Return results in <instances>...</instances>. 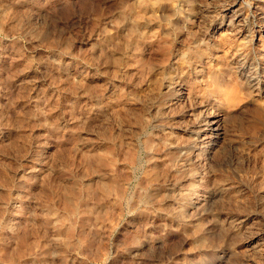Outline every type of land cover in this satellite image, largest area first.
Masks as SVG:
<instances>
[{
    "label": "rangeland",
    "instance_id": "374dc122",
    "mask_svg": "<svg viewBox=\"0 0 264 264\" xmlns=\"http://www.w3.org/2000/svg\"><path fill=\"white\" fill-rule=\"evenodd\" d=\"M261 59L264 0H0V264H264Z\"/></svg>",
    "mask_w": 264,
    "mask_h": 264
},
{
    "label": "bare ground",
    "instance_id": "6f19581e",
    "mask_svg": "<svg viewBox=\"0 0 264 264\" xmlns=\"http://www.w3.org/2000/svg\"><path fill=\"white\" fill-rule=\"evenodd\" d=\"M232 4V3H231ZM231 7V6H230ZM200 12L201 13H206L205 10H203L202 6H200ZM241 20V19H239ZM233 22V21H231ZM230 22V23H231ZM246 22V21H245ZM244 23V22H243ZM235 25V24H234ZM239 25H241L239 23ZM242 26V25H241ZM243 29V28H242ZM247 30V29H246ZM242 33V32H241ZM246 33V32H244ZM242 37V36H241ZM197 38V37H196ZM201 39V38H200ZM203 39V38H202ZM197 41L199 40L196 39ZM199 42H201V40H199ZM199 44H204V43H199ZM249 60V59H248ZM261 61H263L264 64V59H261ZM237 62V61H236ZM245 64V63H244ZM222 65V64H221ZM246 66L242 65V67L240 66V64H229L225 67H221L219 68V71L214 74V78L215 80H217L218 82H221L225 79H229V80H236L238 82V84L240 86H247L250 87V85L252 84V71H248L246 70ZM235 81V82H236ZM215 82V81H213ZM217 82V83H218ZM226 83V82H225ZM175 85H177V87H181V83L180 82H175ZM216 84V83H215ZM220 86V84H218ZM172 86V84H171ZM170 88V86H169ZM202 103V102H201ZM199 105V104H198ZM198 111V110H197ZM232 121H238V117L237 116H231L230 117ZM199 120V117H197L196 121ZM222 120H220L218 117H213V119L211 121L207 122V129L200 128L201 133H207V135L209 134L210 136L207 137V144L210 147L216 148L217 146L219 147V152L224 155L226 154L229 150L231 151L232 146L230 144H227L226 142V128H224L223 123L221 122ZM237 123V122H236ZM203 126V125H202ZM193 127V126H192ZM124 128V127H123ZM193 129V128H192ZM205 135V134H204ZM206 135V136H207ZM189 148L187 146H182L181 148H178L176 151H178V161L180 162H185L187 159L185 158L186 153L188 152ZM172 160V159H171ZM174 161V160H173ZM172 162V161H171ZM176 162V161H175ZM189 162V161H188ZM186 164V163H185ZM210 207V206H209Z\"/></svg>",
    "mask_w": 264,
    "mask_h": 264
}]
</instances>
